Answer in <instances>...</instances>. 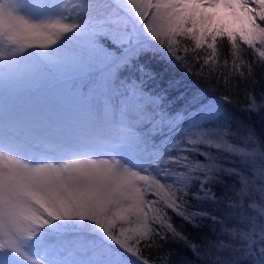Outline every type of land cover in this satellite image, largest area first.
<instances>
[{
	"label": "snow or ice",
	"instance_id": "snow-or-ice-1",
	"mask_svg": "<svg viewBox=\"0 0 264 264\" xmlns=\"http://www.w3.org/2000/svg\"><path fill=\"white\" fill-rule=\"evenodd\" d=\"M257 76L264 0H0V264H264Z\"/></svg>",
	"mask_w": 264,
	"mask_h": 264
},
{
	"label": "trees",
	"instance_id": "trees-1",
	"mask_svg": "<svg viewBox=\"0 0 264 264\" xmlns=\"http://www.w3.org/2000/svg\"><path fill=\"white\" fill-rule=\"evenodd\" d=\"M220 63H223V61H220ZM176 71L180 74V76L183 78V84L184 88L188 89V94L190 95L193 91H201L205 94L206 98L211 99L212 93L207 90V86L205 85L203 80L198 79L202 87L199 85L198 81L196 79L191 78L187 75L186 72L182 68L177 67ZM237 82L234 80L233 84H236ZM165 88V83L163 81L160 82L159 87L156 89L157 91H160L161 89ZM264 91V78L257 76L256 82L253 83H245L241 82L237 88L234 89V92L232 94V103L229 102H222L223 107L225 109V112L227 113L229 117V123L235 128L239 122L243 123H251L253 127L257 129V132L264 137V120H262L258 115L255 113H249L246 111V108L248 107L247 104V96L248 93H254L255 95L259 96V94ZM213 153H216V149H211ZM174 155V154H173ZM200 159H203L201 157ZM232 178L225 177L226 181H231ZM218 190H222V186L217 185L216 186ZM219 194V193H218ZM204 207L212 212L214 215H219L220 212L217 209H214L211 205L205 204ZM210 224V222H208ZM208 224L205 225V230L209 235H213L211 228L208 226ZM188 231L193 233V235H197L191 226H187ZM204 233H201V238ZM165 250L172 251L173 253L180 252L181 255H187L191 259V253L187 249H182L180 245L176 244H166ZM173 259H176L174 256Z\"/></svg>",
	"mask_w": 264,
	"mask_h": 264
},
{
	"label": "rangeland",
	"instance_id": "rangeland-1",
	"mask_svg": "<svg viewBox=\"0 0 264 264\" xmlns=\"http://www.w3.org/2000/svg\"><path fill=\"white\" fill-rule=\"evenodd\" d=\"M187 75H188V76H190L191 78H193V77H194L193 75H190V74H188V73H187ZM194 79H196V80H197V78H196V77H194ZM197 81H198V80H197ZM198 83H199V85L202 87V85L200 84V82H199V81H198ZM202 88H203V87H202ZM172 154H175V153H172Z\"/></svg>",
	"mask_w": 264,
	"mask_h": 264
}]
</instances>
